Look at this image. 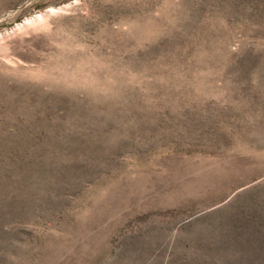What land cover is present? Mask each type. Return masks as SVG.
Masks as SVG:
<instances>
[{
  "label": "rangeland",
  "instance_id": "1",
  "mask_svg": "<svg viewBox=\"0 0 264 264\" xmlns=\"http://www.w3.org/2000/svg\"><path fill=\"white\" fill-rule=\"evenodd\" d=\"M0 264H264V0H0Z\"/></svg>",
  "mask_w": 264,
  "mask_h": 264
},
{
  "label": "bare ground",
  "instance_id": "2",
  "mask_svg": "<svg viewBox=\"0 0 264 264\" xmlns=\"http://www.w3.org/2000/svg\"><path fill=\"white\" fill-rule=\"evenodd\" d=\"M100 199V198H99ZM101 202V201H100ZM99 203V202H98ZM96 204V203H95Z\"/></svg>",
  "mask_w": 264,
  "mask_h": 264
}]
</instances>
